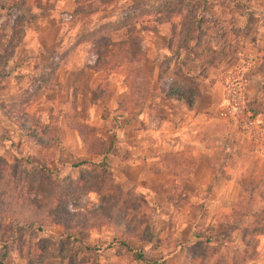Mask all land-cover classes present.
Wrapping results in <instances>:
<instances>
[{
	"label": "rangeland",
	"instance_id": "obj_1",
	"mask_svg": "<svg viewBox=\"0 0 264 264\" xmlns=\"http://www.w3.org/2000/svg\"><path fill=\"white\" fill-rule=\"evenodd\" d=\"M202 1L204 19L198 28L193 25L190 29L189 39L194 41L190 43L189 40L186 41L180 51L173 47L169 55L178 58L180 52L181 62L193 70L197 79L200 77L208 79V85L216 81L220 86L221 74L228 67L224 68L223 64L234 63L237 52L251 53L257 63L264 59V0H55V13L82 15L81 25L87 26L88 19H91L94 28L119 20L128 12L138 11L141 14L144 10L155 12L160 11L164 6L166 9L175 8L179 11V15L170 20L172 26L179 27L187 12ZM6 10L13 11L12 7ZM243 13L244 15H241ZM63 19L66 21L67 18L63 17ZM146 19V16L143 17V25L151 29L152 18ZM163 28L168 30L169 26H162ZM85 34L81 31L72 35L74 37H70L69 43L60 50L61 53ZM123 39L121 33L113 35L111 45L108 47L109 51L116 50L118 42ZM169 41L168 36H159L152 40L148 32L144 33L141 40L143 59L140 64L144 66L142 68L145 75H152V67L144 60L152 55L158 58L157 78H163L170 58L163 56L159 50L169 45ZM86 51L87 46L80 45L73 54L78 55L84 62L87 61ZM61 53L59 52L55 58L62 57ZM89 57L92 60V57ZM199 65L207 68V72L198 70ZM130 70L131 68L122 63L98 72L96 87L91 93V98L94 96L93 100L101 102L105 110L89 115L84 112L85 106H83V111L78 116L79 124L93 128L97 134L109 140L110 149L115 146V130L120 125V115L115 110L118 99L119 104L124 107L123 111L127 119L134 112L140 111L148 102L145 100L139 110H134L131 108L129 91L125 92L122 98L116 97L118 92L116 89L121 84L127 90V75ZM189 84L187 85L190 86ZM106 97L110 99L107 100ZM6 100H0V106L4 101L7 102ZM2 117L6 120L0 110V119ZM5 134L9 135L10 131L4 130L3 137H7ZM2 140L1 137L0 144ZM11 150L17 153L11 156ZM80 150L82 147L79 149V146L56 145L55 149L40 155L37 149L21 150L18 148V143L11 142L6 148L0 145V160L7 164L12 163L18 170L34 171L36 184L33 186L42 189L45 194L52 190L56 181L63 178H85L88 167L85 163H99L103 160L109 181L118 185L121 190V202L125 201L134 212L133 223L139 225V237L129 235L131 233L127 232L124 226L120 228L111 222H106L103 225L83 229L75 239L66 240L59 225H45L40 230L24 229L11 227L6 220H0V231L3 236L10 237L7 243L0 244V264H231L230 255L235 249V244L230 246L226 243L219 247L213 236L218 232L225 235V240L228 239V225L225 222L228 217L227 211L218 215L222 222L220 225H215L211 221L213 210L205 205L203 195L181 193V189L192 190V187L183 188L176 184L172 192H166V188L159 183L172 182V179H139L131 173L124 177L115 167L113 158L107 156V152L101 161H91ZM155 181H158L157 185ZM176 181L181 182L183 179L178 178ZM249 181L239 178L235 180V184L240 191H245L246 188L248 189ZM255 181L259 188L264 186V180L261 181L257 177ZM205 184H209V179H205ZM259 191L260 189L253 194L250 201L247 200L248 196L241 194L240 197V201L252 202L250 212L257 215L261 207ZM72 201L81 212L90 213L100 205L101 195L79 193L72 197ZM244 207L245 204H240L235 212H243ZM195 234L199 236L201 244H197L194 240ZM147 236H150L149 241ZM207 237L211 239L207 240ZM37 252L42 256L51 252L54 256L37 263L38 257H34ZM137 256L140 258L137 259Z\"/></svg>",
	"mask_w": 264,
	"mask_h": 264
},
{
	"label": "crops",
	"instance_id": "obj_2",
	"mask_svg": "<svg viewBox=\"0 0 264 264\" xmlns=\"http://www.w3.org/2000/svg\"><path fill=\"white\" fill-rule=\"evenodd\" d=\"M10 7L13 11L6 10ZM8 13L20 16L23 24L20 41L7 61L5 75L0 78V100L7 99L8 102L4 101L0 106L1 113L4 106L21 104L23 112L37 118L40 123L51 126L56 124L59 130L57 146L74 145L79 146V149L82 147L80 152L88 160L101 161L103 155L88 154L77 133L67 125L69 118L78 122V116L83 110L89 115L105 110L101 102L93 100L94 96L91 98L98 72L87 67V61L83 62L78 55L73 54L78 46L85 45L88 48V45L80 43L67 57L55 58L69 43L70 37H74L72 35L81 31L87 34L95 28L91 24V19H88L87 26H83L82 15L55 13V0H0V22ZM63 17L67 18L66 21ZM167 25L168 30L162 29V26ZM171 26L172 22H168L146 32L151 35L152 40L159 36H168V40L171 41V29L177 31L180 27ZM146 32L142 33L141 40ZM9 36V30L3 33L0 51ZM188 40L189 43L194 41ZM170 41L169 43L173 40ZM159 51L163 56L170 58L162 79L157 78L158 58L151 55L144 59L145 63L152 67V75L146 74L151 91L148 102L140 111L132 112L128 119L125 112L118 107L119 99L115 104V110L120 115V125L115 130V146L110 149L109 140L100 135L108 148L107 156L113 158L115 167L124 177L131 173L139 179H172V182L159 183L166 188V192H172L176 184L183 188L192 187V190L181 189V193L203 195L205 198L203 202L213 210L211 215L213 218H210L215 225L222 222L218 215L227 211L228 217L225 222L228 225V239L225 240V235L218 232L213 234L214 239L217 240L219 247L226 243L230 246L235 244L232 254H242L244 246L241 243L240 227L247 224L250 217L244 216L239 224L235 211L240 204L246 203L245 200L240 201V197L247 196L249 191L247 188L240 191L235 180L253 177L264 180V165L248 153L243 138L231 123L216 118L215 113L222 100L221 85L219 86L216 81L208 85V79L202 77L197 79L193 70L181 62L180 52L178 58L169 55L171 49L168 45ZM142 59L143 55L140 61ZM49 64H54L55 70L41 85V74ZM232 64L229 62L223 65L225 68ZM255 66L246 80V99L252 109L264 115V59ZM142 69L144 71V68ZM198 70L207 72V68L202 65H199ZM188 83H193L196 88L193 97L184 95L190 100V106L182 98L181 93L177 98L167 97L161 89L168 86L179 93V90ZM126 89L123 84L117 87L116 97L122 98L124 93L129 91L128 80ZM83 106L85 107L82 110ZM4 130L10 131L9 135L5 134L7 137H3ZM1 137L3 142L0 145L3 148L15 142L21 150L37 149L40 155L55 149L53 147L44 150L33 146L19 133L13 123L3 117L0 119ZM11 152V156L17 153L12 150ZM178 178L183 181L177 182ZM205 179H209V184H205ZM156 182L158 181H155V185ZM260 190L264 194V186L260 187ZM259 199L264 208V196ZM260 226L262 232L256 236V256L243 264H264V220L260 221Z\"/></svg>",
	"mask_w": 264,
	"mask_h": 264
},
{
	"label": "trees",
	"instance_id": "obj_3",
	"mask_svg": "<svg viewBox=\"0 0 264 264\" xmlns=\"http://www.w3.org/2000/svg\"><path fill=\"white\" fill-rule=\"evenodd\" d=\"M203 1L199 5H195L187 12L185 19L175 31L171 29V40L169 49L178 50L189 39L190 29L193 25L198 26L204 19ZM179 15V11L175 8L166 9L161 7L160 11L147 12L142 14L138 11L128 12L119 20L108 22L95 27L82 37L77 38L67 49L61 54L64 58L71 54L79 42L88 45L86 51L87 67L94 72H103L119 64H125L131 68L128 72V88L130 95V103L132 109L139 110L142 102L148 100L151 95L150 83L145 75L140 60L143 55L141 47V36L143 32L153 31L157 25L170 22V20ZM147 17L153 23L151 29H147L143 25V17ZM23 20L16 14H7V17L0 22V40L3 33L10 31L9 39L0 51V78L6 73L7 61L12 52L18 45L22 36ZM121 33L124 39L118 42L116 50L109 51L112 36ZM171 46H173L171 48ZM92 57V60L90 57ZM88 61H92L90 64ZM55 66L49 64L41 75V85L44 84L53 73ZM191 84V85H190ZM179 90H172L166 86L162 92L165 96H177L180 94L187 103L190 104L184 95L194 96L196 88L190 83ZM180 97V96H179ZM21 104L7 105L2 107L4 117L7 121L13 123L19 133L24 136L29 143L39 149H52L58 143L59 130L50 124L44 125L37 118L27 115L23 112ZM247 106L254 115L261 114L260 111L251 108L247 101ZM118 107L124 110L120 104ZM67 125L75 131L83 143L88 154L99 156L103 155V159L108 148L104 141L93 128L74 122L68 119ZM88 165L85 178L71 179L69 177L56 181L53 188L47 194L42 189L34 187L36 184L34 171L24 169H15L12 163L7 164L0 160V220H6L11 227H21L24 229L35 228L40 230L45 225H59L62 227V235L66 240L75 239L83 229L91 226L103 225L111 222L120 228L124 226L131 236L139 237V225L133 223L134 213L126 202H121V190L118 185L113 184L108 179L107 169L103 160L99 163H85ZM12 166V167H11ZM12 168V169H11ZM252 179V178H251ZM249 179L247 185L249 189L247 200H252L253 194L260 188L257 186L256 178ZM79 193H96L101 195L100 205L90 213L81 212L77 205L72 201V197ZM259 195L264 196L262 190ZM259 197V198H260ZM252 202L245 203L243 212L237 213V221L242 222L244 216L250 217V221L241 228V243L244 246L242 254H234L230 257L231 264H243L247 260H251L256 256V236L262 232L260 221L264 220V208L261 206L259 214L250 212ZM150 240V236H147ZM197 244H201V240L197 234L193 235ZM210 240L211 237H207ZM10 240L9 236H3L0 231V244H5ZM205 242H209L206 241ZM37 252L34 257H38V261L52 258L53 253H47L40 256ZM56 256V255H55ZM59 257V256H58ZM140 256H137L139 259Z\"/></svg>",
	"mask_w": 264,
	"mask_h": 264
},
{
	"label": "built area",
	"instance_id": "obj_4",
	"mask_svg": "<svg viewBox=\"0 0 264 264\" xmlns=\"http://www.w3.org/2000/svg\"><path fill=\"white\" fill-rule=\"evenodd\" d=\"M256 58L249 52H237L234 63L221 74L222 100L216 118L232 124L243 138L246 149L264 165V115H254L247 106L245 84L256 67Z\"/></svg>",
	"mask_w": 264,
	"mask_h": 264
}]
</instances>
